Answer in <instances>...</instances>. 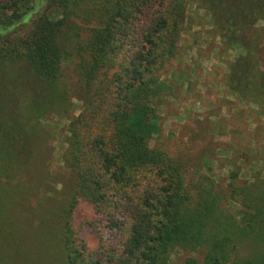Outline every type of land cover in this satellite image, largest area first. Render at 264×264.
<instances>
[{
    "label": "trees",
    "instance_id": "1",
    "mask_svg": "<svg viewBox=\"0 0 264 264\" xmlns=\"http://www.w3.org/2000/svg\"><path fill=\"white\" fill-rule=\"evenodd\" d=\"M190 2L212 19L223 61L243 51L221 80L233 99L211 113L222 120V106L248 105L253 136L239 149L237 126L209 119L228 145L205 165L226 169L225 181L192 179L182 155L151 145L161 70L178 54ZM262 21L264 0H0V221L15 198L11 180L28 173L33 152L42 162L40 120L57 114L69 120L65 161L75 178L59 218L64 264H264V166L241 178L264 137ZM73 58L75 85L64 66ZM82 223L105 241L100 252L81 241Z\"/></svg>",
    "mask_w": 264,
    "mask_h": 264
},
{
    "label": "rangeland",
    "instance_id": "2",
    "mask_svg": "<svg viewBox=\"0 0 264 264\" xmlns=\"http://www.w3.org/2000/svg\"><path fill=\"white\" fill-rule=\"evenodd\" d=\"M260 24L264 25V21ZM185 28L177 56L169 60L161 70L163 89L158 101L161 130L154 135L151 145L162 147L174 155H182L192 179L207 172L217 180L222 176L224 180L221 181H225L226 169L222 167L219 175L205 165V158H211L218 149L228 145L224 133L216 137L208 128H211L209 123L214 122L209 119L220 121L224 130L237 126L235 142L239 149L245 147L248 135L253 136L252 133L247 134L245 129L247 118L251 115L248 105L240 106L232 101L222 106V120L211 113L217 102L221 105L224 99H233L221 80L231 60L243 51L230 49L231 56L223 61L222 55L226 56L227 49L220 44L213 31L212 19L197 3L190 2L188 5ZM64 66L68 83L75 85L79 72L74 58ZM73 103L72 114L78 115L83 105L79 93H75ZM39 123L40 131L35 133L38 136L35 146L42 155L43 164L37 161L36 153L33 152L29 174H19L11 180L9 188L15 191V198L12 209L0 221V257L11 261V264L65 262L59 236V218L62 209L68 205L75 182L65 161L69 120L66 116L54 114ZM263 138L256 136L254 151L258 159L250 158V164L242 168L241 178H247L254 173V169L264 166V154L261 151ZM79 229V237L88 249L94 252L103 249L102 241H105L100 239L92 227L82 223Z\"/></svg>",
    "mask_w": 264,
    "mask_h": 264
}]
</instances>
